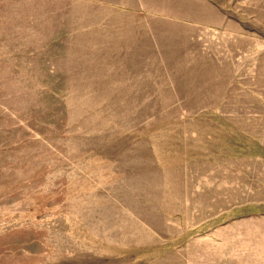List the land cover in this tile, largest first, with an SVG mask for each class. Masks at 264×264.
<instances>
[{
  "label": "rangeland",
  "instance_id": "rangeland-1",
  "mask_svg": "<svg viewBox=\"0 0 264 264\" xmlns=\"http://www.w3.org/2000/svg\"><path fill=\"white\" fill-rule=\"evenodd\" d=\"M0 264H264V0H0Z\"/></svg>",
  "mask_w": 264,
  "mask_h": 264
}]
</instances>
